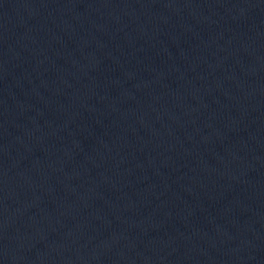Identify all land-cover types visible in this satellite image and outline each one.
<instances>
[{
  "label": "water",
  "instance_id": "obj_1",
  "mask_svg": "<svg viewBox=\"0 0 264 264\" xmlns=\"http://www.w3.org/2000/svg\"><path fill=\"white\" fill-rule=\"evenodd\" d=\"M0 264H264V0H0Z\"/></svg>",
  "mask_w": 264,
  "mask_h": 264
}]
</instances>
